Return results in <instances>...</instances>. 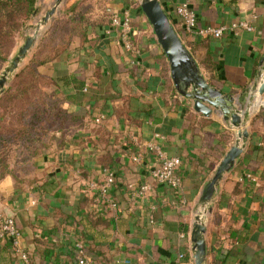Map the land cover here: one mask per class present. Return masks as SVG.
<instances>
[{"label":"crops","instance_id":"obj_1","mask_svg":"<svg viewBox=\"0 0 264 264\" xmlns=\"http://www.w3.org/2000/svg\"><path fill=\"white\" fill-rule=\"evenodd\" d=\"M67 1L50 25L77 0ZM159 2L200 72L248 111L246 146L204 215L206 264H213L211 250L219 243L226 255L215 264H264V94L251 90L264 64V0ZM139 3L92 0L93 17L107 22L91 30L88 40L73 38L68 51L41 67L65 106L81 110L82 117L63 148L35 157L28 173L0 178V212L14 219L19 246L32 264H77L78 242L95 264H194L190 232L202 211L199 196L236 133L229 121L203 116L176 91ZM180 3L194 10L200 25L245 21L252 29L200 38L183 28L175 13ZM124 11L136 30L134 52L110 23V12ZM151 140L180 158L178 187L151 177L156 160L145 147ZM107 170L114 173L107 191L113 206L97 202L89 186L102 182ZM144 183L151 190L142 196ZM0 264H24L8 239H0Z\"/></svg>","mask_w":264,"mask_h":264},{"label":"trees","instance_id":"obj_2","mask_svg":"<svg viewBox=\"0 0 264 264\" xmlns=\"http://www.w3.org/2000/svg\"><path fill=\"white\" fill-rule=\"evenodd\" d=\"M36 3L37 0H0V67L7 61L18 32L35 12ZM92 11V0H77L55 19L8 90L0 96V178L5 175L17 178L18 172L28 173L33 159L47 152L53 143L55 148H63L82 117L81 110L65 106L66 99L51 88L55 82L41 67L68 51L73 38L88 40L91 30L107 22L94 18ZM13 154L15 164L11 167L9 159ZM211 254L215 264L226 251L219 243Z\"/></svg>","mask_w":264,"mask_h":264},{"label":"water","instance_id":"obj_3","mask_svg":"<svg viewBox=\"0 0 264 264\" xmlns=\"http://www.w3.org/2000/svg\"><path fill=\"white\" fill-rule=\"evenodd\" d=\"M62 1L55 0L53 5L46 10L35 25L34 32L27 36L23 44L19 46L18 52L0 76V95L3 93L8 80L15 75L22 61L26 59L30 50L34 49L43 33L50 26L49 20L56 16ZM139 5L152 26L155 37L167 59L170 77L176 91L182 96L189 98L192 108L196 112L203 114V116L208 117L211 114H215L220 115L223 120L229 121L236 133L234 144L223 156L214 174L201 190L199 202L202 205V211L195 216V221L191 227L190 242L194 264H206L207 248L204 215L210 209L209 203L223 174L232 168L246 146L248 131L243 127V119L247 118L248 111L235 107L233 105L234 98L211 85L200 72L196 61L183 43L159 0H140ZM42 26L44 27L41 28ZM251 90L256 91L258 95L264 94V64L262 72H260L258 80L251 86ZM252 98L253 95L251 94L249 99L252 100Z\"/></svg>","mask_w":264,"mask_h":264},{"label":"built area","instance_id":"obj_4","mask_svg":"<svg viewBox=\"0 0 264 264\" xmlns=\"http://www.w3.org/2000/svg\"><path fill=\"white\" fill-rule=\"evenodd\" d=\"M175 13L180 19L183 28L200 37H215L218 38L226 32H236L239 29L251 30L252 26L245 21L231 22L229 24H220L216 26L212 25H200L198 23L194 10L187 3H180L175 8ZM110 23L112 26L118 27L120 30L121 41L126 50L134 52L132 38L136 33V30L132 27L131 18L128 11H124L121 14L116 12H110ZM99 119H96L98 121ZM146 149L153 155L156 160V164L151 167V177L160 184H164L173 188L180 185V176L178 174V168L180 165V158L178 156H169L163 149L155 143L153 140L148 141L145 144ZM114 182V173L110 170L106 171L104 180L100 183L89 182V186L96 190L97 196L95 197L97 202L103 201L108 205H114V203L107 198V191L110 185ZM151 190L149 184H142L139 188V194L144 196ZM19 231L16 227L15 221L12 216L6 215L0 212V239H8L14 249L17 250L24 264H31L28 254L19 246ZM76 261L77 264H95V262L89 258L85 252L81 242L76 244ZM183 254H179L178 258L182 259ZM175 264H180L177 261Z\"/></svg>","mask_w":264,"mask_h":264},{"label":"rangeland","instance_id":"obj_5","mask_svg":"<svg viewBox=\"0 0 264 264\" xmlns=\"http://www.w3.org/2000/svg\"><path fill=\"white\" fill-rule=\"evenodd\" d=\"M53 1H55V0H49V1H46V0H37V3H36V10H35V12L33 13V15L31 16V18L27 21V23L25 24V26L18 32V34H17V37H16V42H15V45H14V47H13V49H12V51H11V53H10V55H9V57H8V59H7V61L5 62V63H3V65H1V67H0V76L2 75V73H4V71L7 69V66L10 64V62H11V60H12V58L16 55V53L18 52V48H19V46H21L22 44H23V42H24V40H25V38L27 37V36H29V35H31L33 32H34V28H35V25L39 22V20H40V18L44 15L43 13H44V11L52 4V2ZM69 1V0H68ZM67 1V2H68ZM66 6V2H65V5H64V7ZM51 7V6H50ZM41 14H43V15H41ZM58 17H56L55 19H57ZM55 19H53V22H54V20ZM51 26V25H50ZM49 26V27H50ZM48 27V28H49ZM48 28H47V30H48ZM46 30V31H47ZM42 31H43V29H42ZM45 31V32H46ZM44 32V33H45ZM43 33V34H44ZM43 36V35H42ZM40 41V40H39ZM39 43V42H38ZM38 43H37V45H38ZM36 45V46H37ZM36 46L34 47V49L36 48ZM34 49L31 51L30 50V53H29V55L26 57V59H24L23 61H22V63H21V65H20V67H19V69H21L25 64H26V62L29 60V58L31 57V55H32V53L34 52ZM19 69L16 71V73L19 71ZM16 73H15V75H16ZM15 75L12 77V78H10L9 80H8V82L6 83V85H5V89H4V91H3V93L6 91V90H8V88L10 87V85H11V83H12V81H13V79H14V77H15ZM2 93V94H3ZM1 94V95H2ZM0 95V96H1ZM56 147V145H55V143H53V145H52V147L51 148H55ZM51 148H49V149H51ZM48 149V150H49ZM15 156H14V154L10 157V159H9V165H11V167L13 166V163L15 164V158H14Z\"/></svg>","mask_w":264,"mask_h":264}]
</instances>
